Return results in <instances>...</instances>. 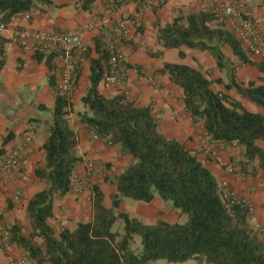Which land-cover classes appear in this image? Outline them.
I'll use <instances>...</instances> for the list:
<instances>
[{"label": "trees", "instance_id": "obj_1", "mask_svg": "<svg viewBox=\"0 0 264 264\" xmlns=\"http://www.w3.org/2000/svg\"><path fill=\"white\" fill-rule=\"evenodd\" d=\"M36 1L48 2L0 0V21L7 24L15 15L29 11ZM93 1L82 0L81 9H88ZM156 39L163 49H179L180 58L185 56L181 48L208 51L216 58L218 69L227 73L225 89H233L243 100L264 108V83L238 82L235 62L225 56L224 48H229L241 64L257 65L262 72L264 60L260 65L249 60L236 37L210 11L190 9L175 16L157 28ZM93 41L96 56H90L87 49L89 86L81 97L84 110L78 113V120L97 139L116 146L121 156L130 155L131 161L114 178L110 206L103 203L99 187L93 186L91 219L55 234L48 222L55 215L53 198L72 189L74 169L82 158L74 153L78 136L67 118L72 111L70 99L59 94L51 74L53 118L42 145L43 161L35 168L45 187L29 198L25 208L30 233L21 235L11 225V240L37 264H157V260L174 264L187 260L264 264V240L261 231L248 221L245 205L224 193L215 175L194 152L161 133L149 106L135 105L122 91L112 96L99 92L108 52L100 34ZM0 55L1 68V50ZM47 59L51 61V56ZM161 70L180 87L186 111L193 121L202 123L209 141L235 142L243 150L244 164L256 160L258 168L264 169V114L249 111L240 101L229 99L226 92L214 90L212 83H221L220 78L212 80L198 68L183 62H163ZM78 75L79 68L75 83ZM155 197L169 201L186 219H159L148 224L118 211L122 198L150 203ZM118 218L123 222L122 233L111 229ZM134 235L139 236L138 251L132 247Z\"/></svg>", "mask_w": 264, "mask_h": 264}, {"label": "crops", "instance_id": "obj_2", "mask_svg": "<svg viewBox=\"0 0 264 264\" xmlns=\"http://www.w3.org/2000/svg\"><path fill=\"white\" fill-rule=\"evenodd\" d=\"M112 1L94 0L89 4L88 9H81L82 0L36 1L35 6L27 11L30 14L29 19H24L22 14H17L7 23L6 29L0 32L3 40L0 42V50L4 58V65L0 68V150L21 143L26 135L31 137L26 147L22 173L20 175L10 173L0 177V218L14 225L21 235L27 236L31 231L25 209L28 200L45 187V184L35 175V168L44 158L42 145L49 135L55 93L50 82L53 78L51 77L53 64L47 59L46 53L40 51L36 53L30 49L21 48L10 42L11 36L18 28L75 32L103 18ZM206 1L164 0L160 7L155 6L138 14L137 26L130 28L122 42L127 63V77L124 85L122 88L111 87L101 80L98 90L104 96H112L122 91L135 105L149 106L161 133L168 138L181 141L187 149L194 152L215 175L224 193L235 200L245 199L254 205L256 218L263 226L260 235L264 240V169L258 168L256 160L244 164L243 150L239 145L207 140L202 123L193 121L186 111L180 87L170 81L168 73L161 70L163 62L180 63L183 62V58L178 55L179 49L161 47L156 39L157 28L170 23L175 16L190 9H204ZM246 1L249 9L264 26L263 1ZM119 5H122V9L116 15L117 17L133 14L134 10L129 0H121ZM112 22L114 20L105 22L106 27L108 28ZM99 34L98 29H90L83 34L85 45L92 57L96 56L93 40ZM181 50L187 57L190 55L195 58V62L184 61L183 63L198 69L211 68V78L221 79L220 84L215 86L212 84L211 87L214 90L226 92L229 99L240 101L249 111L264 114V108L243 100L233 89H225L227 73L224 69L222 71L218 69L216 58L208 51L187 48H181ZM159 51L160 55H156ZM224 54L235 61L232 58L233 55ZM85 55L81 56L77 63L79 75L70 97L72 111L67 116L69 124L77 130L78 143L74 153L82 158V161L75 166L73 177L84 172L83 159L87 156L106 163L119 161L121 157H125L127 161L131 159L130 155L121 156L116 146H108L102 140H94L90 132L78 120V113L84 110L81 97L89 86V62ZM246 55L249 60L260 65L264 60V48L257 55L249 53ZM236 63L238 82L247 84L249 80H253L255 84L264 83V72L257 65L241 64L237 59ZM146 77H151L152 80L146 81ZM207 144L216 149L215 158L205 154ZM85 195H87L86 191L78 194L72 189L65 195H55L53 198L55 215L48 220L49 224L61 222L65 227L72 228L78 222L90 220L92 203ZM174 211L182 219L181 222L186 219L175 209ZM23 252L28 253L16 244L12 254ZM0 264H11V256L1 247ZM176 264L205 263L187 260Z\"/></svg>", "mask_w": 264, "mask_h": 264}, {"label": "built area", "instance_id": "obj_3", "mask_svg": "<svg viewBox=\"0 0 264 264\" xmlns=\"http://www.w3.org/2000/svg\"><path fill=\"white\" fill-rule=\"evenodd\" d=\"M163 1L129 0V4L134 10L133 14L126 17H117L116 15L122 9V5H119L121 0H113L108 6L107 14L103 18L88 24L83 29L67 32L63 30L18 28L13 32L10 42L21 48L44 52L46 55L51 56L53 64L51 73L56 78V88L60 95L70 99L76 84L75 72L78 68L77 63L87 51L83 34L87 30L98 29L100 30L103 46L108 52V60L102 82L111 87L122 88L127 77V63L122 42L128 35L130 28L137 26V15L157 6ZM204 9L213 13L218 21L236 37L246 53L257 55L262 51L264 48V26L252 10L249 9L246 0H207ZM21 14L24 19H29L30 17L28 12ZM112 20L114 22L107 28L105 22ZM6 27L7 24L0 21V32ZM145 80L151 81L152 78L146 77ZM91 136L94 140H97V136L93 132H91ZM204 136L209 140L205 131ZM30 140L31 137L26 135L21 143L11 148L0 150V177L10 173L17 175L22 173V163ZM231 144L236 145L235 142ZM205 154L215 158L217 151L214 147L207 144ZM83 162L88 170H92L95 167V163L91 159L86 158ZM82 182H84V179L73 183L72 191L80 193L82 191ZM239 201L246 207L247 219L251 226L258 231H262L263 226L256 218L254 205L245 199ZM0 247L11 256V264H37L29 257L28 253L12 254L16 244L11 240V225L1 218Z\"/></svg>", "mask_w": 264, "mask_h": 264}, {"label": "rangeland", "instance_id": "obj_4", "mask_svg": "<svg viewBox=\"0 0 264 264\" xmlns=\"http://www.w3.org/2000/svg\"><path fill=\"white\" fill-rule=\"evenodd\" d=\"M224 53L233 55L229 48H224ZM232 58L235 60L234 61L235 67H237L238 65L236 63V58L234 56H232ZM182 61L183 62L184 61L195 62V58L190 55L189 57L185 55ZM199 69L203 73L207 74L208 77H210V79L215 80V78H211V75H212L211 68H207V69L199 68ZM236 73H237V70H236ZM212 84L215 86L216 84H220V83L213 81ZM86 158L91 159L95 163V167L92 170H88L86 166H84L85 168L84 172L81 175L76 174L75 177L73 178L74 179L73 183L75 182L77 183L78 180L84 179V182L81 183L82 184L81 192H84V191L87 192V195L85 196L88 197V201H90L91 203H92L91 188L92 186H98L103 193V202L105 201L104 203L110 206L111 195L115 192L114 178L130 163L131 159L127 161L125 157H121L119 161H115V162L112 161V162L106 163L101 160L94 159L90 156H87L84 159ZM99 166H102V167H99ZM100 182L102 183L100 184ZM155 198L157 199L153 201L152 203L151 202L144 203L141 201L138 202L131 198H122L118 211L125 212L130 217H136L140 219L141 221H143L144 223H148V224L154 223L159 219H164L169 222H181L182 221V219H180V216L174 211L169 201H163L159 199L158 197H155ZM182 216L186 218L185 214H182ZM51 226L53 227L54 232L56 234H58L59 231L65 227L63 224H61V222L59 224L57 222L53 223ZM111 229L113 231H117L118 233H122L123 231L122 219L118 218L113 223ZM36 240H37L36 241L37 243L39 244L41 243L40 238H37ZM139 241H140L139 236L134 235L133 242H132V247L134 250L140 248ZM156 263L157 264H174V263H168L164 260H157Z\"/></svg>", "mask_w": 264, "mask_h": 264}]
</instances>
